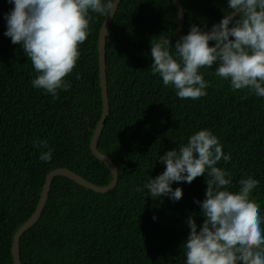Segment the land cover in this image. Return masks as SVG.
Listing matches in <instances>:
<instances>
[{"label":"trees","instance_id":"16d2710c","mask_svg":"<svg viewBox=\"0 0 264 264\" xmlns=\"http://www.w3.org/2000/svg\"><path fill=\"white\" fill-rule=\"evenodd\" d=\"M179 1L183 35L193 25L209 31L231 11L228 0ZM13 9L10 0H0V264H13L14 234L35 211L51 171L66 168L100 187L112 178L90 151L102 111L98 37L106 16L90 11L88 37L64 78L71 87L58 89L54 99L33 87L39 74L23 47L4 35ZM176 28L172 0H121L106 37L110 110L98 141V151L117 166L118 183L99 194L54 178L39 221L20 239L21 264H186V221L191 215L198 230L203 224L194 201L206 198L207 174L191 184L173 182L183 192L178 201L151 197L145 185L165 171L159 157L205 129L231 155L216 165L230 174L229 191L238 193L249 176L259 181L250 200L260 208L264 231V97L233 90L214 63L199 69L207 95L180 99L151 69V44L169 39L174 48ZM49 149L52 158L44 162L40 156Z\"/></svg>","mask_w":264,"mask_h":264},{"label":"clouds","instance_id":"9594fccd","mask_svg":"<svg viewBox=\"0 0 264 264\" xmlns=\"http://www.w3.org/2000/svg\"><path fill=\"white\" fill-rule=\"evenodd\" d=\"M10 2L14 9L5 16L4 35L23 47L39 74L33 87L46 90L55 99L58 89L71 87L64 78L76 66L79 46L88 37L90 11L108 17L115 8L114 0ZM228 7L231 11L209 31L193 25L174 48L169 39L151 44L153 75L159 74L165 86H174L180 99L197 100L207 95L208 84L199 69L211 68L214 63L219 65L216 75L230 78L233 90L248 88L264 97V0H228ZM210 41L214 46H209ZM40 144L47 147L46 141ZM51 158V149L40 156L44 162ZM221 159L230 161L231 155L223 153L218 138L207 129L198 131L186 144L159 157L165 171L149 178L145 187L151 197L178 201L183 192L179 187L173 190V182L191 184L207 174L206 198L194 201L201 207L203 224L198 230L191 215L186 221L190 229L182 246L186 264H264L260 208L250 200L259 181L249 176L240 180L238 193L229 191L230 174L216 166Z\"/></svg>","mask_w":264,"mask_h":264},{"label":"water","instance_id":"95a60500","mask_svg":"<svg viewBox=\"0 0 264 264\" xmlns=\"http://www.w3.org/2000/svg\"><path fill=\"white\" fill-rule=\"evenodd\" d=\"M173 4L177 10V28H176V36L179 39L183 36V28H184V12L179 0H172ZM121 0H114L115 8L112 13L109 14L108 17L104 20L100 30L98 37V66H99V83L101 89V101H102V111L98 121V124L93 131V137L90 143V151L92 155L101 163H103L111 173V182L109 185L105 187L97 186L80 175L74 173L73 171L62 168L55 169L51 171L46 177L45 182L40 193V198L37 203L36 209L30 218L16 231L13 237L12 245H11V258L13 264H21L20 260V239L22 235L31 229L40 219L42 212L45 208V205L48 200L49 192L51 189L52 182L56 177H64L67 178L79 186L84 187L87 190H91L93 192L99 194H105L111 192L118 183V169L114 161L102 154L98 151V141L102 134V131L105 126V121L109 115V97H108V88H107V77H106V37L112 20L118 10Z\"/></svg>","mask_w":264,"mask_h":264}]
</instances>
